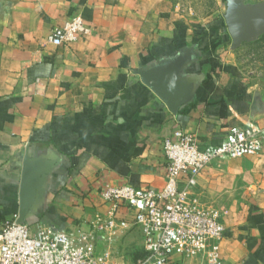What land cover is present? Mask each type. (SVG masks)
<instances>
[{
	"label": "crops",
	"instance_id": "obj_1",
	"mask_svg": "<svg viewBox=\"0 0 264 264\" xmlns=\"http://www.w3.org/2000/svg\"><path fill=\"white\" fill-rule=\"evenodd\" d=\"M74 16L89 32L50 43ZM216 28L188 22L172 0H0V229L21 209L33 231L86 228L108 210L103 184L164 186L173 130L205 145L264 123V89L229 77ZM194 196L222 211V264H264V147L206 167ZM116 246L127 258L142 237L119 231Z\"/></svg>",
	"mask_w": 264,
	"mask_h": 264
},
{
	"label": "built area",
	"instance_id": "obj_2",
	"mask_svg": "<svg viewBox=\"0 0 264 264\" xmlns=\"http://www.w3.org/2000/svg\"><path fill=\"white\" fill-rule=\"evenodd\" d=\"M88 32L82 17L74 16L53 28L47 39L56 46L69 45ZM263 147L264 123L253 118L229 127L217 144H201L193 133L175 129L162 142V188L103 184L100 196L108 210L86 228L44 225L33 231L27 223H17V215L0 229V264H184L192 258L222 264L220 211L198 203L194 187L212 163L254 156ZM121 206L132 212L130 221L117 218ZM131 229L142 237V253L126 263L116 240L119 231Z\"/></svg>",
	"mask_w": 264,
	"mask_h": 264
},
{
	"label": "rangeland",
	"instance_id": "obj_3",
	"mask_svg": "<svg viewBox=\"0 0 264 264\" xmlns=\"http://www.w3.org/2000/svg\"><path fill=\"white\" fill-rule=\"evenodd\" d=\"M175 11L190 23L208 25L216 22L215 34L217 55L222 67L229 72V77L237 80L239 84L254 90L264 89V31L256 32L251 38L233 45L227 31L224 14L227 5L237 3L247 12L257 6L264 7V0H172ZM239 159V158H237ZM212 205L220 212L219 207ZM133 259L127 254L126 263Z\"/></svg>",
	"mask_w": 264,
	"mask_h": 264
},
{
	"label": "water",
	"instance_id": "obj_4",
	"mask_svg": "<svg viewBox=\"0 0 264 264\" xmlns=\"http://www.w3.org/2000/svg\"><path fill=\"white\" fill-rule=\"evenodd\" d=\"M223 17L233 45L248 40L256 32L264 31V7L261 5H257L247 12L239 4L230 3L227 5ZM23 216L24 213L21 209L16 222H25Z\"/></svg>",
	"mask_w": 264,
	"mask_h": 264
},
{
	"label": "trees",
	"instance_id": "obj_5",
	"mask_svg": "<svg viewBox=\"0 0 264 264\" xmlns=\"http://www.w3.org/2000/svg\"><path fill=\"white\" fill-rule=\"evenodd\" d=\"M141 253H142V250L139 247H137V248H135L134 250L131 251V255H132L133 258H136Z\"/></svg>",
	"mask_w": 264,
	"mask_h": 264
}]
</instances>
